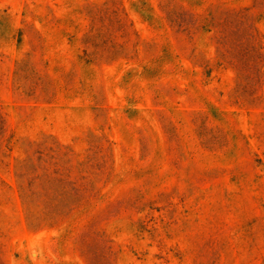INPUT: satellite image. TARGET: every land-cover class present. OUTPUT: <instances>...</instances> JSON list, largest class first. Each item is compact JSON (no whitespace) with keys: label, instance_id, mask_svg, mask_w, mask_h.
I'll return each mask as SVG.
<instances>
[{"label":"rangeland","instance_id":"rangeland-1","mask_svg":"<svg viewBox=\"0 0 264 264\" xmlns=\"http://www.w3.org/2000/svg\"><path fill=\"white\" fill-rule=\"evenodd\" d=\"M0 264H264V0H0Z\"/></svg>","mask_w":264,"mask_h":264}]
</instances>
